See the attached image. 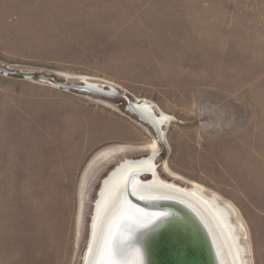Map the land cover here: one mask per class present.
Listing matches in <instances>:
<instances>
[{
  "label": "rangeland",
  "instance_id": "1",
  "mask_svg": "<svg viewBox=\"0 0 264 264\" xmlns=\"http://www.w3.org/2000/svg\"><path fill=\"white\" fill-rule=\"evenodd\" d=\"M0 66V264H83L101 181L157 137L122 99L21 73L172 117L160 177L217 197L264 264V0H0ZM91 109L125 138L83 156Z\"/></svg>",
  "mask_w": 264,
  "mask_h": 264
},
{
  "label": "bare ground",
  "instance_id": "2",
  "mask_svg": "<svg viewBox=\"0 0 264 264\" xmlns=\"http://www.w3.org/2000/svg\"><path fill=\"white\" fill-rule=\"evenodd\" d=\"M80 82L92 87L99 85L87 79ZM129 108L160 137L172 118L157 114L146 102H131ZM159 144L156 137L149 154L138 159H124L101 181L93 203L83 264H148L139 240L143 241L149 234H159L162 239L173 234L174 228L179 226L177 223L189 222L184 211L206 226L218 264H246L239 235L220 200L198 186L183 188L162 180ZM114 158L115 153L110 154L101 163ZM165 169L167 171L166 165ZM148 174L152 176L148 178ZM88 179L83 186L86 199Z\"/></svg>",
  "mask_w": 264,
  "mask_h": 264
},
{
  "label": "water",
  "instance_id": "3",
  "mask_svg": "<svg viewBox=\"0 0 264 264\" xmlns=\"http://www.w3.org/2000/svg\"><path fill=\"white\" fill-rule=\"evenodd\" d=\"M0 73L16 75V73H11L1 66ZM19 75L23 78H37L40 82L64 91L84 93L109 100L122 99L126 103V110L146 124L137 113L130 110V103L134 101L127 94L117 89L105 85L92 87L84 82H80L79 85L72 84L66 80L60 81L43 74L21 73ZM153 130L155 131L154 128ZM155 133L157 132L155 131ZM156 135L159 142L162 143L163 133L161 137ZM151 176L152 174L147 175L148 178ZM184 212L189 222L187 224L177 223L179 226L174 228L173 234L163 239L160 238L161 235L159 234H149L144 237L143 241L139 240L145 249L148 264H218L215 247L206 226L190 212Z\"/></svg>",
  "mask_w": 264,
  "mask_h": 264
},
{
  "label": "crops",
  "instance_id": "4",
  "mask_svg": "<svg viewBox=\"0 0 264 264\" xmlns=\"http://www.w3.org/2000/svg\"><path fill=\"white\" fill-rule=\"evenodd\" d=\"M86 112L89 113L91 117L90 119L86 118V122L85 124L83 123L82 127L85 128L86 132H89L92 135L96 134L97 140L94 141L92 139L88 141L86 146L83 147V156L91 155L99 151L104 146L110 143L121 142V140L125 138L124 136H122L123 133L119 131H114L112 127H109L110 126L109 123L103 120L102 117L100 121H94L92 117L93 115L92 109ZM90 178L88 179V187L90 185Z\"/></svg>",
  "mask_w": 264,
  "mask_h": 264
}]
</instances>
